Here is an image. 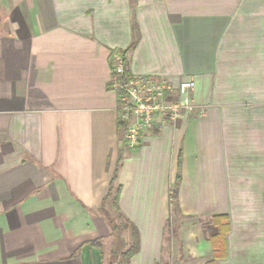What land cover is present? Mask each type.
<instances>
[{"label": "crops", "instance_id": "1", "mask_svg": "<svg viewBox=\"0 0 264 264\" xmlns=\"http://www.w3.org/2000/svg\"><path fill=\"white\" fill-rule=\"evenodd\" d=\"M114 51L129 74L197 83L194 110L157 118L136 148L109 88ZM171 205L187 264H264V0H0V264H120L132 226L140 264L142 207L165 222L153 264H169Z\"/></svg>", "mask_w": 264, "mask_h": 264}, {"label": "built area", "instance_id": "2", "mask_svg": "<svg viewBox=\"0 0 264 264\" xmlns=\"http://www.w3.org/2000/svg\"><path fill=\"white\" fill-rule=\"evenodd\" d=\"M110 60L113 66L110 89L117 95L118 117L129 147L140 145L157 118L176 123L194 110L193 95L197 86L194 79L174 85L167 78L129 74L125 59L118 51L111 53Z\"/></svg>", "mask_w": 264, "mask_h": 264}, {"label": "rangeland", "instance_id": "3", "mask_svg": "<svg viewBox=\"0 0 264 264\" xmlns=\"http://www.w3.org/2000/svg\"><path fill=\"white\" fill-rule=\"evenodd\" d=\"M151 208L153 207H150V208L142 207L140 210H138V212H142L146 209L147 215H148V222L142 226L143 241H142V250H141V253L139 254L140 264H153V259L156 258L155 256L160 254L158 247L161 246L162 244V228L161 227H162V224H164L165 222L153 224L152 217L154 216V213H153L154 210H152ZM167 210L169 214H168V220L166 221L165 229H164L165 241H164V246H163L164 256H163L162 262L168 261L169 264H187L191 260H188L187 256L184 255L183 250H181L180 252L178 250L179 245H181V241L179 240L178 230L181 225L180 221L182 220V216H178L177 209L173 208L172 205ZM110 213H111L110 216L114 220L113 224H114V229H116L115 232L117 236L116 237L117 242H120V241L123 242L124 241L123 239L125 238V236L127 235L126 233L128 232L125 230L126 222L123 219H121V217H119L118 209ZM125 231L126 233H124ZM126 241L128 240L126 239ZM126 246L127 244L125 245V247ZM124 250H126V248H124ZM121 255H120V259H121ZM185 258H187V260H185Z\"/></svg>", "mask_w": 264, "mask_h": 264}, {"label": "trees", "instance_id": "4", "mask_svg": "<svg viewBox=\"0 0 264 264\" xmlns=\"http://www.w3.org/2000/svg\"><path fill=\"white\" fill-rule=\"evenodd\" d=\"M115 180L116 178L113 179L111 183V186L107 193V197L108 198L113 197L115 207H117V209L119 210L118 205H119V199H120L121 192H122V186L117 185L114 189V186L112 184L114 183ZM176 197H177V191L171 192V198L174 199ZM213 224L216 227H218L219 232L218 234L211 236V242H212V246L214 249V258L219 259L220 257H225L227 255L226 236L230 230L229 219L227 216H224V215L216 216L213 218ZM132 232H133V238H134L133 244L129 249H127L124 253H122L120 264H130L131 259L135 255H137V253L139 252L140 237H139V233L136 227L132 226ZM92 244L99 245L100 243H98V241H94L92 242Z\"/></svg>", "mask_w": 264, "mask_h": 264}]
</instances>
